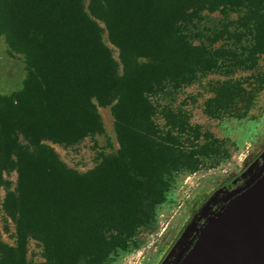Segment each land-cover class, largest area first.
Returning a JSON list of instances; mask_svg holds the SVG:
<instances>
[{
	"label": "trees",
	"instance_id": "trees-1",
	"mask_svg": "<svg viewBox=\"0 0 264 264\" xmlns=\"http://www.w3.org/2000/svg\"><path fill=\"white\" fill-rule=\"evenodd\" d=\"M87 1L120 52L122 75L84 0H0V35L25 64L21 89L0 96V184L5 170L17 178L6 201L16 216L15 247L0 246V264H26L30 238L43 247L42 264H104L126 249L165 202V175L193 172L196 156L207 153L162 138L148 96L211 72L216 57L253 65L264 54V0ZM241 9V31L251 39L241 56L235 49L214 56L191 43L202 12ZM109 105L119 148L93 171L69 170L42 143L77 144L99 131L96 106Z\"/></svg>",
	"mask_w": 264,
	"mask_h": 264
},
{
	"label": "rangeland",
	"instance_id": "rangeland-1",
	"mask_svg": "<svg viewBox=\"0 0 264 264\" xmlns=\"http://www.w3.org/2000/svg\"><path fill=\"white\" fill-rule=\"evenodd\" d=\"M87 5L84 0L86 14L101 29V42L122 75L120 52L109 41L103 22L90 15ZM244 14V9L241 15L202 12L190 34L195 35L191 43L207 46L214 56L233 49L241 56V45L251 44L250 37L241 31ZM225 55L216 57L217 65L211 72L197 74L192 82L180 86L166 84L148 96L154 109L152 120L162 138L168 133L176 139L177 148L207 153L196 156L193 172L179 170L165 175V202L157 207L155 220L139 227L127 248L111 253L104 264H159L212 187L236 175L264 148V54L255 56L253 65H232ZM144 61L136 59L137 63ZM24 65L23 57L11 51L0 35V96L21 89ZM111 107L96 106L100 129L77 144L42 143L69 170L81 175L93 171L104 157L116 154L119 148ZM17 140L33 151L21 135ZM16 180L15 170L2 172L0 246L5 248H14L16 241V216L6 205L8 194L15 192ZM24 256L26 264L44 263L43 247L34 239H28Z\"/></svg>",
	"mask_w": 264,
	"mask_h": 264
},
{
	"label": "water",
	"instance_id": "water-1",
	"mask_svg": "<svg viewBox=\"0 0 264 264\" xmlns=\"http://www.w3.org/2000/svg\"><path fill=\"white\" fill-rule=\"evenodd\" d=\"M159 264H264V148L199 207Z\"/></svg>",
	"mask_w": 264,
	"mask_h": 264
},
{
	"label": "flooded vegetation",
	"instance_id": "flooded-vegetation-1",
	"mask_svg": "<svg viewBox=\"0 0 264 264\" xmlns=\"http://www.w3.org/2000/svg\"><path fill=\"white\" fill-rule=\"evenodd\" d=\"M255 156H253L252 158H254ZM252 158H250L246 163H245V165L252 159ZM235 175H233L232 177H229L228 179H226L225 181H223L221 184H219L218 186H216L214 189H213V187H212V191L209 193V195L206 197V199L204 200V202L209 198V196L216 190V189H218L221 185H223L224 183H226V182H228L230 179H232L233 177H234ZM203 202V203H204ZM202 203V204H203ZM195 214V213H194ZM193 217V216H192ZM191 217V218H192ZM190 218V219H191Z\"/></svg>",
	"mask_w": 264,
	"mask_h": 264
}]
</instances>
